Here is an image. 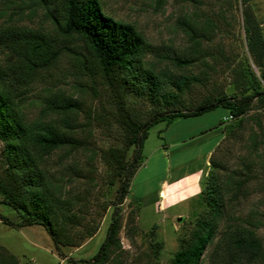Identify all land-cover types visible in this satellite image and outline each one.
I'll use <instances>...</instances> for the list:
<instances>
[{"label": "rangeland", "instance_id": "374dc122", "mask_svg": "<svg viewBox=\"0 0 264 264\" xmlns=\"http://www.w3.org/2000/svg\"><path fill=\"white\" fill-rule=\"evenodd\" d=\"M99 2L105 13L132 23L161 55L168 56L145 54L146 62L156 71H165L174 78L181 74H194L200 78L181 90L168 81L163 83L161 91L175 93L180 104L186 107L207 96L239 93L246 63L257 72L247 53L242 13L246 9L260 24L264 14H259V11L264 12V0ZM185 19L195 29L207 25L208 29L205 27L204 35L199 38L197 60L180 67L169 57L187 51L191 45L181 22ZM5 24L52 27L44 8L30 0H0V25ZM4 57L1 51L0 58ZM71 62L68 54L60 53L56 63L43 70L42 76L26 91L21 109L27 117H36L42 112L43 95L55 89H62L79 101L80 109L71 122L72 133L79 141L77 147L56 148L45 162L48 175L60 180L64 193L82 197L79 224L70 228L75 240L73 244L61 245L59 253L40 224L13 226L0 220V244L17 256L18 264H77L80 258L95 252L110 218L118 181L115 178L110 183L111 171L103 152L108 146L122 145L123 132L114 120V103L109 88L96 74L78 75ZM125 101L138 120L146 119L152 112V104L143 95L129 94ZM226 113L224 106L217 105L199 114L176 117L169 124L159 120L149 126L142 144L141 162L131 176L127 195L119 204L120 248L113 253L112 262L170 264L173 252L187 238L195 216L204 210L205 204L196 193L193 197L173 200L160 207L153 199L154 189L160 185L161 179L203 163L205 149L220 133L214 130L200 134V129L217 124L221 114ZM234 124V119H225L224 132ZM189 133L197 135L187 141L179 140ZM172 138L175 143L169 142ZM222 138L219 150L213 153L214 159L221 160L226 167L218 170L221 177L231 168L240 166L242 160H251L254 172V177L247 182L248 193L231 200L229 215L248 216L252 211L251 216L258 223L255 232L264 245V105L254 101L235 135L228 134ZM131 147L127 149V158ZM208 168L207 162L199 178V187ZM162 184L158 192L160 196ZM0 213L12 220L18 218L16 210L1 201V195ZM131 217L132 222L126 224ZM227 222L223 217L219 229ZM212 245L210 242L206 246L199 264H209L208 254Z\"/></svg>", "mask_w": 264, "mask_h": 264}, {"label": "trees", "instance_id": "16d2710c", "mask_svg": "<svg viewBox=\"0 0 264 264\" xmlns=\"http://www.w3.org/2000/svg\"><path fill=\"white\" fill-rule=\"evenodd\" d=\"M30 1L44 8L52 22L50 29L22 24L0 25V53L2 51L5 56L0 58V195L1 201L15 209L18 215L17 220H12L0 213V220L13 226L40 224L59 253L61 245L74 243L70 228L79 224L82 197L64 193L60 180L48 175L45 162L56 148L77 147L79 141L72 133L71 122L80 109L79 101L62 89H55L43 95L42 112L36 117H27L21 109L26 91L64 52L71 58L78 75L96 74L109 88L114 120L123 132L122 145L108 146L103 152L111 171L110 183L115 178L118 181L104 236L95 252L77 263L116 264L111 260L120 248L119 204L127 195L131 176L141 162L142 144L149 126L159 120L168 124L176 117L199 114L222 105L229 118L235 120L227 132L222 127L225 119L219 120L217 126L222 124V141L225 135H235L254 101L264 105L261 25L252 13L243 10L246 49L257 72L246 63L241 77L242 90L207 96L186 107L180 104L175 93L161 91L163 83L168 81L181 90L200 78L194 74L174 78L165 71H156L146 62L145 54L168 56L161 55L132 23L105 13L99 0ZM181 22L191 45L187 51L169 58L172 63L184 67L197 60L199 38L204 35L206 26L195 29L186 19ZM129 94L143 95L152 104V112L146 119L138 120L127 108L125 98ZM129 146L132 147L127 158ZM220 146L218 141L210 152L209 168L197 192L205 204L204 210L195 216L187 238L173 252L170 264H199L210 242L213 245L208 254L209 264H264V245L255 232L258 223L251 216L252 211L248 216L229 215L231 200L248 193L247 182L254 177L252 162L242 160L240 166L231 168L221 177L218 170L226 167L213 156ZM223 217L228 222L219 229ZM132 220V217L127 219L126 224ZM0 264H18L17 256L2 244Z\"/></svg>", "mask_w": 264, "mask_h": 264}, {"label": "crops", "instance_id": "0c3cea01", "mask_svg": "<svg viewBox=\"0 0 264 264\" xmlns=\"http://www.w3.org/2000/svg\"><path fill=\"white\" fill-rule=\"evenodd\" d=\"M259 14L263 15L264 12L259 11ZM263 18H262L260 24H261V31H262V35H263V39H264V19ZM226 115H227V113L225 115L221 114L220 118H218L216 123L218 124L219 120L220 119L223 120ZM172 121H170V122H172ZM217 124H212L206 128L200 129V132H199L200 134H204L206 132H210V131H214V130L219 131V133H220L219 136L213 140V142L210 144V146H208L205 149L204 155H203V163L197 164L191 168H188L187 170H181L174 175H170L167 178L161 179L160 185L154 189L153 199L156 200V202L159 204L160 207L167 206L173 200L185 199V198L193 197L196 195V193L199 190V178H200V175H201L205 165L207 164L208 156H209L210 152L212 151L213 147L217 144V142L220 140V138L222 136L221 130H220V127L222 124H219L218 126H217ZM196 135H197V133H191V134L189 133L186 136H182L179 140L180 141H184V140L187 141L188 138L191 139V138L195 137ZM173 139L174 138L169 140V142L175 143L176 140L174 141ZM162 182H163L162 185H164V186L161 188L162 191H161V196H160L158 192H159V188L161 187ZM188 188H192V189L189 190Z\"/></svg>", "mask_w": 264, "mask_h": 264}, {"label": "built area", "instance_id": "2783aa9c", "mask_svg": "<svg viewBox=\"0 0 264 264\" xmlns=\"http://www.w3.org/2000/svg\"><path fill=\"white\" fill-rule=\"evenodd\" d=\"M230 117V115L229 114H227L225 117H224V119H227V118H229Z\"/></svg>", "mask_w": 264, "mask_h": 264}, {"label": "water", "instance_id": "95a60500", "mask_svg": "<svg viewBox=\"0 0 264 264\" xmlns=\"http://www.w3.org/2000/svg\"><path fill=\"white\" fill-rule=\"evenodd\" d=\"M178 219L180 218V216L177 217Z\"/></svg>", "mask_w": 264, "mask_h": 264}]
</instances>
